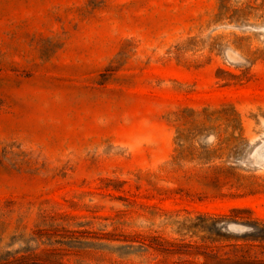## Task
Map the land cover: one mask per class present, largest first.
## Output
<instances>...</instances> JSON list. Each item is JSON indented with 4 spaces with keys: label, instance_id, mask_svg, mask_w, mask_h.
Segmentation results:
<instances>
[{
    "label": "rangeland",
    "instance_id": "374dc122",
    "mask_svg": "<svg viewBox=\"0 0 264 264\" xmlns=\"http://www.w3.org/2000/svg\"><path fill=\"white\" fill-rule=\"evenodd\" d=\"M224 5L0 0L2 244L28 240L43 264H179L249 230L233 207L264 219V59L233 43L264 52V0ZM229 105L243 121L233 156L177 163L178 131L200 123L190 109ZM207 124L225 136L229 122ZM210 165L237 175L216 188Z\"/></svg>",
    "mask_w": 264,
    "mask_h": 264
},
{
    "label": "trees",
    "instance_id": "16d2710c",
    "mask_svg": "<svg viewBox=\"0 0 264 264\" xmlns=\"http://www.w3.org/2000/svg\"><path fill=\"white\" fill-rule=\"evenodd\" d=\"M227 0H221V6L225 8ZM214 38L210 44V51L215 46ZM247 37H237L233 40V43L246 50V56L243 57L245 62L250 66L254 65L260 59H264V52L260 48L251 49L250 43ZM189 45H186L188 48ZM239 66V65H235ZM219 71L228 72L231 75H236L224 68H219ZM191 114L189 116L196 115L200 119V123L197 124L195 131H189L184 133L178 131L176 136L177 154L175 155V161H179L183 158H190L196 160L201 164H206L214 161L217 158H221L224 154V150H228L226 153L227 159L233 156L237 150L238 143L243 133V121L241 113L232 105L223 106L222 108L209 109L203 108L202 111L190 109ZM221 118H226L229 122L225 129L226 135L222 136L220 125H211L207 123L216 122ZM214 134L218 138V143L215 146L200 145L197 146L194 143V138L203 134L206 138L210 134ZM237 175L236 167L233 165L219 166L213 165L204 169L201 178L206 180L207 183L213 185L216 188L229 183L235 179ZM247 211L244 207H233L231 209L230 219L235 222H244L249 225V230L239 236L229 238L230 242L227 244L228 249H198V250H186L183 253L202 255L204 259L202 261H189L187 263L179 264H264V219L254 220H241L237 215H234L236 211ZM27 243L20 248H10V243L2 244L0 240V264H43L40 261V256L35 252V249L30 245V241L25 240ZM149 243L144 240H140V255L144 257L149 252Z\"/></svg>",
    "mask_w": 264,
    "mask_h": 264
}]
</instances>
